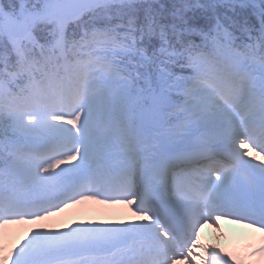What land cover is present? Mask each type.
<instances>
[{
    "label": "snow or ice",
    "instance_id": "obj_1",
    "mask_svg": "<svg viewBox=\"0 0 264 264\" xmlns=\"http://www.w3.org/2000/svg\"><path fill=\"white\" fill-rule=\"evenodd\" d=\"M84 203L131 219L33 228ZM264 258V0H0V264Z\"/></svg>",
    "mask_w": 264,
    "mask_h": 264
},
{
    "label": "bare ground",
    "instance_id": "obj_2",
    "mask_svg": "<svg viewBox=\"0 0 264 264\" xmlns=\"http://www.w3.org/2000/svg\"><path fill=\"white\" fill-rule=\"evenodd\" d=\"M131 219L127 210L120 207L108 208L99 205L97 211L90 207V203H84L74 207H69L61 212L62 224L67 228L69 225L75 223L99 222V221H118ZM217 226L223 231L225 238L221 243L226 244V249L242 250L246 254V264H264V258H259L251 255L252 248L259 241L261 234L255 232L253 229L247 228L241 224H236L227 219H220L215 221ZM42 228H49L48 219L40 221ZM201 232L206 238L210 235V229L202 228ZM25 234V232H24ZM18 240L19 233H15Z\"/></svg>",
    "mask_w": 264,
    "mask_h": 264
},
{
    "label": "rangeland",
    "instance_id": "obj_3",
    "mask_svg": "<svg viewBox=\"0 0 264 264\" xmlns=\"http://www.w3.org/2000/svg\"><path fill=\"white\" fill-rule=\"evenodd\" d=\"M90 207L94 209L95 211H97L99 205L95 203H90ZM48 222H49V228H54V229L57 228V229L62 230L61 213H59L56 216L48 218ZM33 228H41L40 222L35 223V224L27 223V224H20V225H12L7 229L6 235L4 237V241L8 245L17 244L24 238V236L28 233V231ZM16 232L20 234V238L18 240L15 237ZM213 238H214L213 240L216 239V237H213ZM197 263L199 264L198 261Z\"/></svg>",
    "mask_w": 264,
    "mask_h": 264
}]
</instances>
